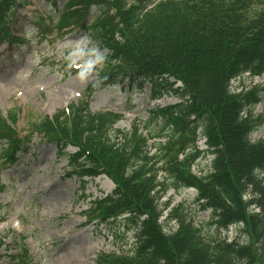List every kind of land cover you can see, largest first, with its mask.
Here are the masks:
<instances>
[{
    "label": "trees",
    "instance_id": "1",
    "mask_svg": "<svg viewBox=\"0 0 264 264\" xmlns=\"http://www.w3.org/2000/svg\"><path fill=\"white\" fill-rule=\"evenodd\" d=\"M27 2L0 0V45L14 43L13 14ZM76 29L89 32L105 53L98 86L122 77L141 89L149 84L153 99L179 100L151 112L168 115L180 135L165 156L173 185L195 189L219 229L237 226L250 243L206 238L183 216H177L176 230L166 231L160 205L166 183L157 178L162 157L148 150L150 138L139 126L130 133L115 129L123 116L93 113L90 101L52 119L31 118L24 137L15 128L17 112L7 119L0 114L4 163L15 164L39 135L59 158L68 159L79 178L105 175L114 183L112 193L86 216L101 223L123 217L136 232L135 251L101 255L99 264H264V141H252L258 125L251 117L264 89L236 93L231 88L246 73L264 74V0H66L51 30L41 32ZM95 89L90 87L87 100ZM199 130L214 156L210 173L200 177L191 170L201 156ZM70 148L75 152L68 154Z\"/></svg>",
    "mask_w": 264,
    "mask_h": 264
},
{
    "label": "rangeland",
    "instance_id": "2",
    "mask_svg": "<svg viewBox=\"0 0 264 264\" xmlns=\"http://www.w3.org/2000/svg\"><path fill=\"white\" fill-rule=\"evenodd\" d=\"M65 2L28 0L13 14L10 34L15 44L0 46V114L4 118L13 111L19 114L16 130L21 136L28 134L31 118L56 116L88 98L90 86L99 84L105 67V53L89 32L76 29L65 36L57 32L41 34V29L49 32L53 22L58 21ZM74 68L79 72L72 74ZM95 88L90 98L91 111L122 113L124 117L115 129L130 133L133 126H139L142 135L150 138L148 150L162 157L157 178L166 183L160 201L165 209V230H176L178 217L183 216L193 221L206 238L250 243L249 236L236 226L219 229L213 211L202 208L195 189L174 187L169 156H165L170 155L168 148L180 135L169 124L168 115L154 116L151 112L175 100L153 101L148 85L141 89L139 84L122 77ZM231 88L236 93L264 88V75L245 74L234 80ZM251 117L258 125L252 141H264V99ZM200 135L198 131L197 145L203 150ZM4 150L0 142V264H99L102 254L134 253L135 232L126 227L123 218L113 223L86 221L94 204L114 190L109 178L69 177L67 158H59L56 149L39 135L32 137L28 152L18 154L14 165L4 163ZM210 160L211 157L199 159L191 167L192 172L207 175ZM22 249L27 250V255Z\"/></svg>",
    "mask_w": 264,
    "mask_h": 264
},
{
    "label": "bare ground",
    "instance_id": "3",
    "mask_svg": "<svg viewBox=\"0 0 264 264\" xmlns=\"http://www.w3.org/2000/svg\"><path fill=\"white\" fill-rule=\"evenodd\" d=\"M64 93H62V95H63Z\"/></svg>",
    "mask_w": 264,
    "mask_h": 264
}]
</instances>
